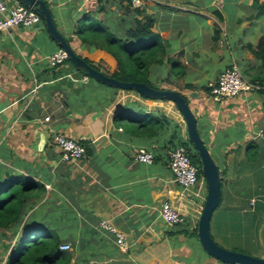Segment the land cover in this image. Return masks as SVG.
<instances>
[{
    "label": "crops",
    "instance_id": "crops-1",
    "mask_svg": "<svg viewBox=\"0 0 264 264\" xmlns=\"http://www.w3.org/2000/svg\"><path fill=\"white\" fill-rule=\"evenodd\" d=\"M46 1L55 28L70 39L73 52L92 62L95 50L73 34L77 21L87 13L113 20L124 13L117 14L110 0ZM211 3H143L163 44V55L150 65L147 78L184 97L219 167L211 238L223 248L264 258V88L216 101L206 85L233 63L245 79L264 86V0H224L220 11ZM57 48L42 21L0 34V177L8 171L41 185L29 214L67 241L69 264H224L206 254L196 236L204 182L181 189L167 167L174 135L185 137L174 104L107 86L70 60L49 67L46 57ZM122 108L149 113L156 121L145 128L138 119H115ZM52 133L79 142L83 157L62 161ZM137 148L149 151L152 162L133 160ZM162 201L184 222L165 225L158 215ZM101 219L123 233L126 251L97 228Z\"/></svg>",
    "mask_w": 264,
    "mask_h": 264
},
{
    "label": "trees",
    "instance_id": "trees-1",
    "mask_svg": "<svg viewBox=\"0 0 264 264\" xmlns=\"http://www.w3.org/2000/svg\"><path fill=\"white\" fill-rule=\"evenodd\" d=\"M110 1L116 5L117 14L118 10L124 13L118 14L114 20L98 19L87 13L76 23L73 34L81 43L95 50V63L88 58L83 60L116 80L142 82L159 89L147 78L150 65L159 62L163 55L161 37L151 29L153 19L145 13L143 3L148 0H141L138 6H132L129 0ZM104 2L108 0L101 1ZM69 40L66 39L67 42ZM114 117L126 121L138 119L145 128L150 127L152 119L156 121L149 113L125 108ZM172 143L173 146L184 145L191 161L199 165L186 134L182 137L176 133ZM4 173L0 177V264H69L71 251L59 248L67 241L59 237L53 226L40 223L29 214L40 197L41 185L23 174ZM19 230L21 234L18 235ZM6 231L16 235L13 242L8 241Z\"/></svg>",
    "mask_w": 264,
    "mask_h": 264
},
{
    "label": "built area",
    "instance_id": "built-area-1",
    "mask_svg": "<svg viewBox=\"0 0 264 264\" xmlns=\"http://www.w3.org/2000/svg\"><path fill=\"white\" fill-rule=\"evenodd\" d=\"M129 1L132 6H138L141 3V0ZM223 1L212 0V8L220 11ZM39 23H41V19L32 7L22 5L19 0H14L11 5H8L5 0H0V34L10 27L17 25L36 26ZM67 58L66 51L59 47L46 57V62L49 67H54L66 61ZM206 85L208 95L216 101L234 97L239 93L264 88V86L257 85L245 79L233 63L222 70L215 79L209 81ZM47 119L48 117L43 118V120ZM51 142L59 149L62 161H76L83 157L85 153L84 147L79 142L60 133H52ZM152 159V154L144 148H137L133 153V160L138 162L148 164L152 162ZM167 167L170 171L172 181L181 189H188L201 179L199 165L191 161L189 151L184 145L177 144L170 149L168 152ZM158 215L161 221L168 226H174L184 222L183 215L168 201H162L160 203ZM97 228L101 232L111 235L118 250L124 252L128 249V244L124 239L123 233L108 221V219H101L97 224ZM59 248L62 250L70 249L67 242L60 244Z\"/></svg>",
    "mask_w": 264,
    "mask_h": 264
},
{
    "label": "water",
    "instance_id": "water-1",
    "mask_svg": "<svg viewBox=\"0 0 264 264\" xmlns=\"http://www.w3.org/2000/svg\"><path fill=\"white\" fill-rule=\"evenodd\" d=\"M19 1L22 5L32 7L37 12L49 36L57 42L59 47L66 51L68 59L87 76L107 86L117 87L119 89H132L143 97L170 100L174 104L183 119L186 140L196 152L200 173L206 188L205 199L196 224V236L199 246L206 254L224 264H264V258L223 248L210 236V216L212 211L218 205L220 198V170L198 134L195 117L191 113L184 97L176 91L152 88L142 82L119 81L92 68L86 64L83 58L73 52L65 38L55 28L47 7L48 1Z\"/></svg>",
    "mask_w": 264,
    "mask_h": 264
},
{
    "label": "rangeland",
    "instance_id": "rangeland-1",
    "mask_svg": "<svg viewBox=\"0 0 264 264\" xmlns=\"http://www.w3.org/2000/svg\"><path fill=\"white\" fill-rule=\"evenodd\" d=\"M202 182H204V180H203V178H202V176H201V179H200ZM6 234H7V236H8V241L9 242H13L14 241V239L16 238V235L15 234H11L10 233V231H6ZM19 234H21V230H19V233H18V235Z\"/></svg>",
    "mask_w": 264,
    "mask_h": 264
},
{
    "label": "clouds",
    "instance_id": "clouds-1",
    "mask_svg": "<svg viewBox=\"0 0 264 264\" xmlns=\"http://www.w3.org/2000/svg\"><path fill=\"white\" fill-rule=\"evenodd\" d=\"M42 21V20H41Z\"/></svg>",
    "mask_w": 264,
    "mask_h": 264
}]
</instances>
